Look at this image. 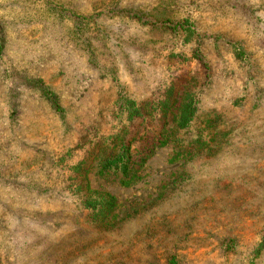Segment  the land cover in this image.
<instances>
[{
  "label": "rangeland",
  "instance_id": "obj_1",
  "mask_svg": "<svg viewBox=\"0 0 264 264\" xmlns=\"http://www.w3.org/2000/svg\"><path fill=\"white\" fill-rule=\"evenodd\" d=\"M185 18L193 36L170 26ZM174 86L197 99L182 145L101 171L99 142L127 126L138 155L159 127L119 97ZM85 160L89 190L115 199L104 221L76 189ZM263 241L264 0H0V264H264Z\"/></svg>",
  "mask_w": 264,
  "mask_h": 264
},
{
  "label": "trees",
  "instance_id": "obj_2",
  "mask_svg": "<svg viewBox=\"0 0 264 264\" xmlns=\"http://www.w3.org/2000/svg\"><path fill=\"white\" fill-rule=\"evenodd\" d=\"M168 19H164L166 22ZM175 23V21H174ZM172 29L175 27L183 29L187 36H193L196 34V26L193 21L189 18H185L180 22L170 25ZM229 45L232 46L234 54L237 59L245 61L247 63L255 65V59L253 61L251 53L243 46L241 41H229ZM36 82V81H34ZM41 94L47 98L56 108H59L58 98L54 95L51 90L49 91L43 84L40 87ZM119 114H125L126 119L132 122L138 117H142L145 123V129L151 128L149 123L154 121L156 118L158 120V130L157 135L153 137L152 145L149 148L143 149L138 155H135L132 149V143L134 142L136 136L128 139L127 136L129 131L127 126H123L117 133L110 135L111 141L102 140L99 142L94 149H104L106 157L100 163V170L121 172L125 178L132 175L136 166L142 167L153 154L154 149L157 146H162L167 144L172 140L174 143L182 145V140L179 137V132L184 129H188L191 122L194 120L197 114V99L195 91L190 89L178 90L175 86L170 88L166 92V97L160 101L154 103H143L140 104L134 99L126 95H121L119 97L118 103ZM169 116H172V125L170 126ZM170 132V134H168ZM91 155H97L94 152ZM87 160L80 162L76 165L74 170L78 175L84 177V181L80 185L76 186L79 192L85 196L86 194L93 195L87 197L84 202L88 207L92 208L93 213L91 216L94 220L104 221L108 218L111 212L114 210L116 204L115 199L108 194H101L97 192H92L89 190V185L86 181V174L88 172ZM86 181V183H84ZM131 180L125 179L124 183L129 184ZM230 245L227 244L228 250L231 245L236 241L235 239L230 240ZM264 246V241L261 243V247ZM168 264H181L178 260L177 255H172L169 257Z\"/></svg>",
  "mask_w": 264,
  "mask_h": 264
}]
</instances>
